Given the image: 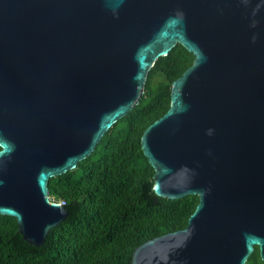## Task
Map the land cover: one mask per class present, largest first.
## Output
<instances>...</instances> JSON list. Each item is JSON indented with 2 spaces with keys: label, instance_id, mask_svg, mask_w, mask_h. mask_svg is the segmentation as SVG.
Returning <instances> with one entry per match:
<instances>
[{
  "label": "water",
  "instance_id": "1",
  "mask_svg": "<svg viewBox=\"0 0 264 264\" xmlns=\"http://www.w3.org/2000/svg\"><path fill=\"white\" fill-rule=\"evenodd\" d=\"M177 45L192 64L140 138L152 191L195 195L185 228L130 264L264 262V0H0V216L44 244L50 178L89 156Z\"/></svg>",
  "mask_w": 264,
  "mask_h": 264
},
{
  "label": "trees",
  "instance_id": "2",
  "mask_svg": "<svg viewBox=\"0 0 264 264\" xmlns=\"http://www.w3.org/2000/svg\"><path fill=\"white\" fill-rule=\"evenodd\" d=\"M192 62L180 45L159 57L139 103L74 169L50 178L49 199L62 201L68 216L42 246L26 243L15 219L0 216V264H130L142 243L185 228L198 198L169 200L153 193L154 171L140 138L168 110L171 85ZM246 264H264L257 248Z\"/></svg>",
  "mask_w": 264,
  "mask_h": 264
},
{
  "label": "built area",
  "instance_id": "3",
  "mask_svg": "<svg viewBox=\"0 0 264 264\" xmlns=\"http://www.w3.org/2000/svg\"><path fill=\"white\" fill-rule=\"evenodd\" d=\"M63 204H64V203H63L62 201H61V202H59V205H61V206H62Z\"/></svg>",
  "mask_w": 264,
  "mask_h": 264
}]
</instances>
